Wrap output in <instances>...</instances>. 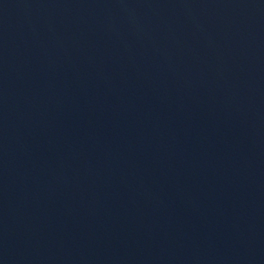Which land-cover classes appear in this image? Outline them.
I'll list each match as a JSON object with an SVG mask.
<instances>
[{
	"label": "water",
	"instance_id": "water-1",
	"mask_svg": "<svg viewBox=\"0 0 264 264\" xmlns=\"http://www.w3.org/2000/svg\"><path fill=\"white\" fill-rule=\"evenodd\" d=\"M0 264H264V0H0Z\"/></svg>",
	"mask_w": 264,
	"mask_h": 264
}]
</instances>
